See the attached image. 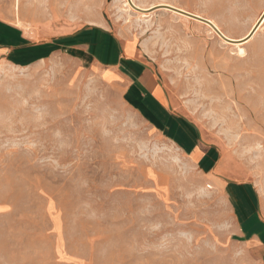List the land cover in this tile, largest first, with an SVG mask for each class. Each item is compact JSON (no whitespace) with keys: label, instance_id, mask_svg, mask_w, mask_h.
<instances>
[{"label":"rangeland","instance_id":"obj_1","mask_svg":"<svg viewBox=\"0 0 264 264\" xmlns=\"http://www.w3.org/2000/svg\"><path fill=\"white\" fill-rule=\"evenodd\" d=\"M134 1L199 14L234 39L264 8V0ZM15 2L0 0V19L38 37L64 12L76 22L69 30L98 21L131 38L167 105L248 170L260 212L264 23L236 47L158 6L142 15L124 0ZM73 57L62 52L27 64L0 57L4 264H264L220 182L152 122L116 75Z\"/></svg>","mask_w":264,"mask_h":264},{"label":"crops","instance_id":"obj_2","mask_svg":"<svg viewBox=\"0 0 264 264\" xmlns=\"http://www.w3.org/2000/svg\"><path fill=\"white\" fill-rule=\"evenodd\" d=\"M48 21L51 25L45 29V35L38 37L0 19V57L27 64L57 53L70 52L75 60L87 61L104 73L116 75L125 88L137 96L142 110L152 122L187 149L197 168L220 182L236 205L238 226L245 232L254 233V248L264 252V204L256 213L254 198L258 192L248 170L229 150L218 149L206 139L203 141L198 128L167 105V94L161 82L139 55L132 39L102 26L98 21H89L69 30V25L76 22L64 12H56ZM5 212V206L0 203V216ZM4 263V256L3 260L0 256V264Z\"/></svg>","mask_w":264,"mask_h":264},{"label":"bare ground","instance_id":"obj_3","mask_svg":"<svg viewBox=\"0 0 264 264\" xmlns=\"http://www.w3.org/2000/svg\"><path fill=\"white\" fill-rule=\"evenodd\" d=\"M16 2H17V0H16ZM15 2V3H16ZM233 2H235V1H233ZM131 4H133L134 6H136V7H138V8H141L134 0H124V5H125V7H127L128 9H133L134 10V8H133V6L131 5ZM15 5V4H14ZM160 5H165V4H156V5H153V6H150V7H148V8H141L142 10H144V11H140L139 13L140 14H142V15H145V13H147L149 10H150V8H152V7H154V6H160ZM171 5H173V4H171ZM233 5V4H232ZM227 6H229V5H227ZM230 7V6H229ZM232 7V6H231ZM166 9V8H165ZM238 9V8H237ZM240 11V10H239ZM238 11V12H239ZM172 12H174V11H172ZM237 12V11H236ZM174 13H176V14H179V15H181V16H184V17H186V18H191V17H189V16H187V15H183V14H180V13H177V12H174ZM149 15V14H148ZM194 15H196V16H199V14H194ZM201 17V16H200ZM203 18V17H202ZM191 19H193V18H191ZM205 19V18H204ZM208 21H210L223 35H225L227 38H230L231 40H233V41H236V42H233L232 44H234V45H236V47L237 46H240V45H242V44H244V43H246L248 40H250V38H252V37H254V36H252V37H250L249 39H247V37H248V35L250 34V32H252V30L258 25V23H259V26H261L263 23H264V8L262 9V11L259 13V15L255 18V20H254V22H253V24L251 25V27H250V29L247 31V33L244 35V36H242L241 38H236V39H234V38H231V37H228L224 32H222V30L218 27V25L214 22V21H212L211 19H208V18H206ZM194 20H196V19H194ZM198 21V20H197ZM199 22H201V21H199ZM203 23V22H202ZM204 24H206V23H204ZM208 27H209V25L208 24H206ZM258 26V27H259ZM211 30H213L212 28H211ZM247 39V40H246ZM223 42V41H222ZM225 43V42H224ZM242 47V46H241ZM238 50H241L240 49V47L239 48H237ZM240 53V52H239ZM264 56V55H263ZM246 69V68H245ZM264 90V89H263ZM25 160V159H24ZM27 162V161H26ZM6 163H8V162H6ZM1 165V164H0ZM3 167V166H2ZM1 170V169H0ZM17 180V179H16ZM4 186V185H3ZM2 187V186H1ZM11 198V197H10ZM26 200V199H25ZM55 215V214H54ZM50 220V219H49ZM2 226V225H1ZM62 233V232H61ZM61 236V235H60ZM64 236V235H63ZM59 242V241H58Z\"/></svg>","mask_w":264,"mask_h":264},{"label":"water","instance_id":"obj_4","mask_svg":"<svg viewBox=\"0 0 264 264\" xmlns=\"http://www.w3.org/2000/svg\"><path fill=\"white\" fill-rule=\"evenodd\" d=\"M130 1V0H129ZM132 6H133V8L135 9V10H137V11H144V10H142L141 8H138V7H136V6H134L133 4H131ZM158 7H162V8H166V9H169V10H171V11H174V12H177V13H180V14H183V15H187V16H189V17H191V18H193V19H196V20H198V21H201V22H203V23H206V24H208L219 36H220V38L223 40V41H225V42H227V43H233V42H236V41H233V40H231L230 38H227L225 35H223L210 21H208L207 19H204V18H202V17H199V16H196V15H194V14H191V13H188V12H185V11H183V10H181V9H178V8H175V7H173V6H169V5H160V6H158ZM260 23V22H259ZM259 23H258V25L252 30V32H250V34L248 35V37H247V39H249L250 37H252L253 36V34L255 33V31L257 30V28H258V26H259ZM246 39V40H247ZM192 124V126H194L196 129H197V127L193 124V123H191Z\"/></svg>","mask_w":264,"mask_h":264}]
</instances>
